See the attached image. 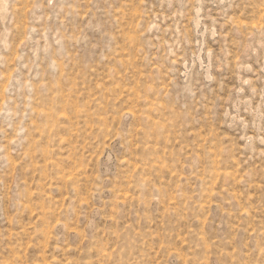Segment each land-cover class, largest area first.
Segmentation results:
<instances>
[{
    "label": "rangeland",
    "instance_id": "rangeland-1",
    "mask_svg": "<svg viewBox=\"0 0 264 264\" xmlns=\"http://www.w3.org/2000/svg\"><path fill=\"white\" fill-rule=\"evenodd\" d=\"M0 264H264V0H0Z\"/></svg>",
    "mask_w": 264,
    "mask_h": 264
}]
</instances>
